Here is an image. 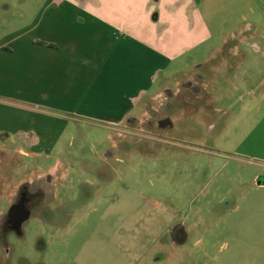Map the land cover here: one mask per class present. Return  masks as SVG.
Instances as JSON below:
<instances>
[{"label": "rangeland", "instance_id": "rangeland-1", "mask_svg": "<svg viewBox=\"0 0 264 264\" xmlns=\"http://www.w3.org/2000/svg\"><path fill=\"white\" fill-rule=\"evenodd\" d=\"M213 3L217 34L250 23L264 37L260 0ZM193 54L168 75L181 101L163 94L137 108L136 124L69 122L50 157L18 140L0 146V264H264V160L238 150L264 103L237 79L210 102V87L199 98L178 90L200 74ZM38 177L47 191L18 234L5 216L18 186ZM180 224L176 242L169 229Z\"/></svg>", "mask_w": 264, "mask_h": 264}, {"label": "crops", "instance_id": "crops-1", "mask_svg": "<svg viewBox=\"0 0 264 264\" xmlns=\"http://www.w3.org/2000/svg\"><path fill=\"white\" fill-rule=\"evenodd\" d=\"M213 5V0H0V146L18 140L50 157L69 122L136 124L137 108L171 92L169 73L193 62V53L200 73L196 98L210 87V102L216 98L211 91L237 79L248 99L256 96L263 104L264 37L251 36L259 25L217 34L209 18ZM256 121L238 150L264 160V111ZM59 163L47 173L52 194L64 170Z\"/></svg>", "mask_w": 264, "mask_h": 264}, {"label": "flooded vegetation", "instance_id": "flooded-vegetation-1", "mask_svg": "<svg viewBox=\"0 0 264 264\" xmlns=\"http://www.w3.org/2000/svg\"><path fill=\"white\" fill-rule=\"evenodd\" d=\"M186 89L193 93H200L199 87L196 85L195 79L192 81L184 82L180 89ZM180 91H177L175 94L172 92H166L165 96L167 99L175 98L178 102L181 101V96L179 94ZM41 180L37 179V182H23L21 185L18 186L16 190V197L10 203V208L7 211L5 216V220L3 224L6 228L12 229L18 234H20V227L24 221H26L30 217L31 209L35 208L36 202L39 201L40 198L44 197L47 188H44L50 182V178L47 177L46 183L44 187H41ZM37 183V184H36ZM260 182L258 183V185ZM29 187L32 190H29ZM183 225H175L169 229V234L173 241H178L177 238L179 237L180 233L183 234Z\"/></svg>", "mask_w": 264, "mask_h": 264}]
</instances>
